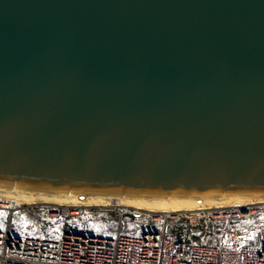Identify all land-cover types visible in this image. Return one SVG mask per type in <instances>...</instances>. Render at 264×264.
<instances>
[{
  "label": "water",
  "instance_id": "1",
  "mask_svg": "<svg viewBox=\"0 0 264 264\" xmlns=\"http://www.w3.org/2000/svg\"><path fill=\"white\" fill-rule=\"evenodd\" d=\"M0 186L264 194V0H0Z\"/></svg>",
  "mask_w": 264,
  "mask_h": 264
},
{
  "label": "built area",
  "instance_id": "2",
  "mask_svg": "<svg viewBox=\"0 0 264 264\" xmlns=\"http://www.w3.org/2000/svg\"><path fill=\"white\" fill-rule=\"evenodd\" d=\"M49 208L53 216L63 212ZM118 212L120 218L131 217L138 234H125L123 230L113 237L65 233L57 240H48L18 235L7 223L0 230V264H264V221L259 223L258 242L239 247L220 248L178 240L172 230L191 219L219 224L243 216H264V203L245 208L202 209L195 215L124 209Z\"/></svg>",
  "mask_w": 264,
  "mask_h": 264
},
{
  "label": "bare ground",
  "instance_id": "3",
  "mask_svg": "<svg viewBox=\"0 0 264 264\" xmlns=\"http://www.w3.org/2000/svg\"><path fill=\"white\" fill-rule=\"evenodd\" d=\"M264 203V194H209L202 196H146L134 194L48 192L24 187L0 186V208L49 206L63 210L119 209L135 213L195 215L198 210L245 208Z\"/></svg>",
  "mask_w": 264,
  "mask_h": 264
},
{
  "label": "trees",
  "instance_id": "4",
  "mask_svg": "<svg viewBox=\"0 0 264 264\" xmlns=\"http://www.w3.org/2000/svg\"><path fill=\"white\" fill-rule=\"evenodd\" d=\"M46 211L47 210L44 207L26 209L25 212L29 214L33 219V221L29 225L21 224L20 219H16L12 215L8 222L0 218V230L4 229L8 223L10 229L18 235L37 237L48 240H57L65 233H88L97 236L113 237L117 235L119 230L122 229V225L120 224V222L117 223V221H112L110 219L111 216L107 214L105 215L104 213L100 215V219L93 218L91 221H79L74 217H62L59 219L50 218L46 215ZM123 218L125 222H127V225L123 232L130 235L138 234V232L134 230L135 225L131 224V217L123 216L122 219ZM262 221H264V216H262ZM243 223L244 221L232 220L227 224L229 226L231 225L237 228L256 227V233L254 237L255 239L252 242L247 243L246 245H251L258 242L259 220H247L245 221V225H243ZM25 226L28 229H25ZM172 230L174 237L178 240H194L202 245L217 246L220 248L225 247L217 242H214V239H216L217 236V233L214 232L201 233V235L195 236L189 232V228L187 227V225L173 226Z\"/></svg>",
  "mask_w": 264,
  "mask_h": 264
},
{
  "label": "rangeland",
  "instance_id": "5",
  "mask_svg": "<svg viewBox=\"0 0 264 264\" xmlns=\"http://www.w3.org/2000/svg\"><path fill=\"white\" fill-rule=\"evenodd\" d=\"M44 207L46 208V215L50 218H66V217H74L76 220L79 221H91L93 218L100 219V215L104 213L105 215H110L112 221H117V223L120 222L122 225V229L124 230L127 222H125L124 218L119 217V209H80V210H63L62 213L56 214V216H53V214L50 215L49 206H36V207H24V208H17L9 212L8 210L4 208H0V218L2 220H6V222L9 221L11 218V215L16 218L20 219L21 224L23 225H29L33 219L32 217L25 212L26 209H32V208H40ZM96 211V212H95ZM121 211V210H120ZM38 213V212H37ZM124 216V215H123ZM259 220V223L262 221L261 215H254L251 217H238L234 219H229L227 221H224L219 224H212L208 223L207 221L197 220V219H191L190 221L187 220L186 223H182L183 225H187L189 228V232L192 235H201V233H207V232H214L217 233L216 239H214V242H217L225 247H239L244 246L249 242H252L255 238L256 230L255 228H237L234 226H229L227 223L232 220H238V221H244L243 225H245V221L247 220ZM132 222V221H131ZM94 223V222H92ZM134 225V223H131ZM258 226V225H257ZM135 227V226H134ZM25 229L26 226L24 227ZM203 240V238H202Z\"/></svg>",
  "mask_w": 264,
  "mask_h": 264
}]
</instances>
